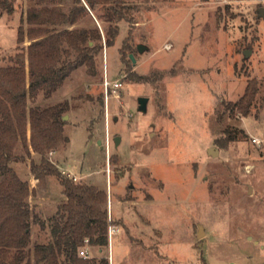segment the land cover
Masks as SVG:
<instances>
[{"label":"rangeland","instance_id":"rangeland-1","mask_svg":"<svg viewBox=\"0 0 264 264\" xmlns=\"http://www.w3.org/2000/svg\"><path fill=\"white\" fill-rule=\"evenodd\" d=\"M74 1L60 4L69 11ZM127 2L138 8L132 22H120L112 46L104 43L96 54L97 74L80 66L51 96L28 98V107L68 102L69 142L44 155L64 176L108 191L115 233L109 246H89L90 257L106 256L109 264H264V0ZM33 3L14 0L13 13L0 10V64L16 52L18 27ZM82 25L95 24L85 17L72 26ZM105 76L123 86L106 96ZM250 80L258 81L259 97L244 117L229 104ZM139 96L150 98L147 112L138 109ZM231 130L237 136L230 140ZM16 153L24 160L11 165L34 190L33 215L46 221L44 228L31 222L33 249L50 238L66 196L57 176L40 185L31 174L40 153Z\"/></svg>","mask_w":264,"mask_h":264},{"label":"trees","instance_id":"trees-1","mask_svg":"<svg viewBox=\"0 0 264 264\" xmlns=\"http://www.w3.org/2000/svg\"><path fill=\"white\" fill-rule=\"evenodd\" d=\"M33 1L25 14L26 26L22 23L18 27L16 52L8 63L0 64V264H109L106 256L96 259L80 255L82 248L109 246L108 191L64 176L44 155L69 142L64 133L68 102L28 107V98L36 100L41 93L51 96L80 66L97 74L96 54L104 43L112 46L120 33V22H132L130 11L138 7L127 0H75L66 11L61 0ZM14 8V0H0L1 11L13 13ZM85 17L95 25L72 26ZM129 38L123 42L122 51ZM258 92V81L250 80L242 97L230 102L232 112L248 117ZM228 135L235 139L237 132L231 130ZM21 147L28 151L32 147L41 154L40 161L30 162L31 174L40 185L47 177L57 176L66 196L51 218L50 238L36 243L33 249L29 246L31 222L38 221L44 228L46 221L33 215L28 198L34 190L11 165L24 160L16 153Z\"/></svg>","mask_w":264,"mask_h":264},{"label":"water","instance_id":"water-1","mask_svg":"<svg viewBox=\"0 0 264 264\" xmlns=\"http://www.w3.org/2000/svg\"><path fill=\"white\" fill-rule=\"evenodd\" d=\"M259 12L262 15V13H264L263 12V8H260L259 9ZM137 48H138V50L140 52H143L146 49V45L144 46L143 44L139 43V44H137ZM248 54H249V50H246L245 55H248ZM130 57H131L132 61L135 62V57H134V54L133 53H130ZM137 99H138V109L140 111H142V112H147L148 101H149L150 98L148 96H146V97L145 96H139ZM66 117H67V115L64 116V119ZM120 140H121V136H119V135L115 136V142H116V144H118L120 142ZM201 229H203L202 226L200 227V230ZM200 235H201V232H200L199 236Z\"/></svg>","mask_w":264,"mask_h":264},{"label":"built area","instance_id":"built-area-1","mask_svg":"<svg viewBox=\"0 0 264 264\" xmlns=\"http://www.w3.org/2000/svg\"><path fill=\"white\" fill-rule=\"evenodd\" d=\"M123 86V82H121L120 80H115V81H112V83L108 80V78L105 76L104 78V88H105V93H106V96H107V93H108V90L109 88L113 90H117L119 88H121ZM111 220V218H110ZM115 233V228L112 226V224L109 225V234H110V237L113 236V234ZM80 255L84 256V257H90V253L89 251L86 249V248H82L80 250Z\"/></svg>","mask_w":264,"mask_h":264}]
</instances>
